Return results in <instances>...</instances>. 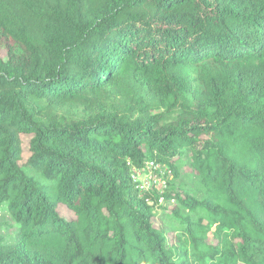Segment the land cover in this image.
I'll list each match as a JSON object with an SVG mask.
<instances>
[{
  "label": "trees",
  "instance_id": "1",
  "mask_svg": "<svg viewBox=\"0 0 264 264\" xmlns=\"http://www.w3.org/2000/svg\"><path fill=\"white\" fill-rule=\"evenodd\" d=\"M0 50V264H264V0H0Z\"/></svg>",
  "mask_w": 264,
  "mask_h": 264
},
{
  "label": "rangeland",
  "instance_id": "2",
  "mask_svg": "<svg viewBox=\"0 0 264 264\" xmlns=\"http://www.w3.org/2000/svg\"><path fill=\"white\" fill-rule=\"evenodd\" d=\"M7 58V54L5 51L0 50V60H5ZM196 77L199 73V70H195ZM181 112H176L173 115V118L179 117ZM31 136L29 135H23L22 136V142H23V161H21V164H24L29 158H30V152H29V143L31 140ZM168 179V178H167ZM177 185H179L180 188H182V191L184 194L193 195L195 197H200L203 193V189L200 186L197 178L195 177V174L191 168V166L188 165L186 162L185 165L181 168V176L180 179L177 182ZM174 210V206H161V207H155L154 208V225L156 227H162L163 229L167 230L166 237L168 239V242L172 245V238L175 236L180 235V225L176 221V219L172 216V211ZM59 213L60 215L65 219H71L74 215L72 212H70L66 207L60 206L59 207ZM0 223H3L4 228V234L8 239H11L13 235L16 233L17 228L12 220L9 211L6 207H0ZM209 244H215V242L210 239Z\"/></svg>",
  "mask_w": 264,
  "mask_h": 264
},
{
  "label": "built area",
  "instance_id": "3",
  "mask_svg": "<svg viewBox=\"0 0 264 264\" xmlns=\"http://www.w3.org/2000/svg\"><path fill=\"white\" fill-rule=\"evenodd\" d=\"M168 176L169 172L167 169L154 161L146 162L142 168L132 170V179L136 184L137 190L141 196H148L147 202L154 208L166 205L174 206L176 203L175 199L167 201L164 197ZM154 193L158 197L156 202L150 197H153Z\"/></svg>",
  "mask_w": 264,
  "mask_h": 264
}]
</instances>
